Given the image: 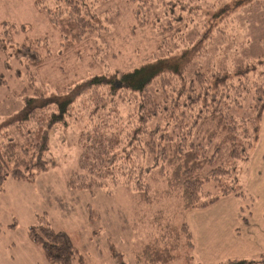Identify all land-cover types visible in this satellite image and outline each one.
I'll use <instances>...</instances> for the list:
<instances>
[{
    "label": "trees",
    "instance_id": "1",
    "mask_svg": "<svg viewBox=\"0 0 264 264\" xmlns=\"http://www.w3.org/2000/svg\"><path fill=\"white\" fill-rule=\"evenodd\" d=\"M104 1L109 0L34 2L46 11L61 42L67 39L70 45L72 40H89L95 45L98 41L93 34L103 29L98 14ZM124 1L131 6L138 25L151 26L162 34L157 54L129 70L80 78L60 93L48 95L34 88L22 105L0 122V192L7 177L32 182L45 170L49 130L66 124L73 114V103L86 96L88 106L83 102L82 107L87 113L81 120L88 130L78 144L77 166L66 179L68 188L132 185L139 199L148 200L147 177L159 173L165 177V195L176 193L184 211L203 208L231 193L245 195L243 185L237 182L238 163L249 159L259 139L264 112V52L229 67L205 68L202 64L212 54L210 47L218 45L214 36L228 38L226 22L249 2ZM5 31L10 33L6 27ZM11 40L2 38L0 43L4 48ZM37 45L39 38L19 44L11 50L12 58L38 65ZM91 58L95 67H108L105 57L95 60L92 54ZM4 82L0 74V85ZM126 95L133 105L120 112L116 104ZM41 114L42 119L37 118ZM183 224L180 229L185 228L186 246L191 247V234ZM27 234L32 243L42 246L49 264H71L73 259L88 264L72 248L69 235L47 222L28 227ZM155 240L142 246L145 262L166 264L173 260V247H161ZM219 264H264V254L230 258Z\"/></svg>",
    "mask_w": 264,
    "mask_h": 264
},
{
    "label": "rangeland",
    "instance_id": "2",
    "mask_svg": "<svg viewBox=\"0 0 264 264\" xmlns=\"http://www.w3.org/2000/svg\"><path fill=\"white\" fill-rule=\"evenodd\" d=\"M34 1L0 0V41L12 39L4 48L0 43V74L5 78L0 85V122L12 109H18L34 88L48 95L60 93L80 78L103 71L129 70L152 60L157 54L158 36L162 34L151 26L138 25L131 6L124 0L104 1L100 6L98 15L103 29L93 34V39L98 41L95 45L89 40L79 43L72 40L70 45L67 39L61 42L46 11ZM247 2L249 4L236 10L233 19L226 22L224 30L229 37L214 36L218 45L210 47L209 54L213 55L203 67H229L264 52V0ZM4 21L14 24L16 30ZM5 27L10 33H6ZM97 34L100 38H96ZM38 38L39 45L34 46L40 58L38 65L25 58L18 62L12 58L13 48L16 50L19 44ZM95 47L97 50L92 52ZM92 54L95 60L105 57L108 67L90 64ZM85 99L86 96L73 103V114L66 124H56L49 130L45 170L38 172L32 182L12 177L5 180L0 192V264H49L42 246L32 243L27 234L28 227L41 222L66 232L72 248L88 264H148L141 249L155 238L161 247L164 244L173 247L175 257L166 264H202L198 255L208 264V249L196 248L197 242L207 243V220L200 217L192 227L188 215L199 208L184 211L176 193L165 195L164 175L157 173L158 176L147 177L148 200L139 199L132 185L108 184L107 188L91 190L66 186L68 175L77 166L78 144L88 130L85 120H81L87 113L82 107L83 102L88 106ZM116 105L117 110L123 112L133 102L126 95L119 97ZM42 117L43 114L37 118ZM259 125V139L249 159L238 163L237 182L243 185L244 192L250 159L254 154L259 158L264 152L261 150L264 147V112ZM207 187L212 188L211 185ZM246 195V192L239 196L231 193L223 197L245 198ZM183 223L191 234V247L186 246L185 228L180 229ZM71 264L79 263L73 259Z\"/></svg>",
    "mask_w": 264,
    "mask_h": 264
},
{
    "label": "crops",
    "instance_id": "3",
    "mask_svg": "<svg viewBox=\"0 0 264 264\" xmlns=\"http://www.w3.org/2000/svg\"><path fill=\"white\" fill-rule=\"evenodd\" d=\"M250 160L248 181L244 186L247 197H223L188 215L192 227L200 217L207 220V243L196 241V248L208 249V264L264 254V159L261 153L259 158L254 154ZM197 257L204 264L200 256Z\"/></svg>",
    "mask_w": 264,
    "mask_h": 264
}]
</instances>
